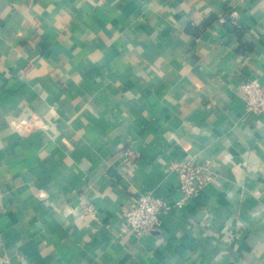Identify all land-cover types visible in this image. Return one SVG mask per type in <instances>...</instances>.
<instances>
[{
  "label": "crops",
  "instance_id": "0c3cea01",
  "mask_svg": "<svg viewBox=\"0 0 264 264\" xmlns=\"http://www.w3.org/2000/svg\"><path fill=\"white\" fill-rule=\"evenodd\" d=\"M251 80L264 0H0V264H264ZM144 193L173 211L137 235Z\"/></svg>",
  "mask_w": 264,
  "mask_h": 264
},
{
  "label": "built area",
  "instance_id": "2783aa9c",
  "mask_svg": "<svg viewBox=\"0 0 264 264\" xmlns=\"http://www.w3.org/2000/svg\"><path fill=\"white\" fill-rule=\"evenodd\" d=\"M238 18L236 11L223 14L219 18L221 24L232 23ZM243 99L248 113L264 116V84L256 80L246 81L243 86ZM180 179L179 191L182 199L176 207H182L183 202L196 196L210 180L208 167L192 161L175 166ZM173 207L162 197L151 194H140L129 209L124 211L125 223L129 230L137 235L150 233L160 224L162 213H171Z\"/></svg>",
  "mask_w": 264,
  "mask_h": 264
}]
</instances>
